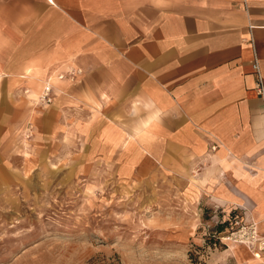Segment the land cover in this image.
<instances>
[{
  "label": "crops",
  "instance_id": "obj_1",
  "mask_svg": "<svg viewBox=\"0 0 264 264\" xmlns=\"http://www.w3.org/2000/svg\"><path fill=\"white\" fill-rule=\"evenodd\" d=\"M0 53L3 79L8 69L37 76L32 61L60 74L81 70L64 94L54 88V114L65 104L80 128H156L155 138L131 145L163 165L222 164L220 178L236 182L242 207L259 211L264 1L0 0ZM231 190L227 201L238 204Z\"/></svg>",
  "mask_w": 264,
  "mask_h": 264
},
{
  "label": "rangeland",
  "instance_id": "obj_2",
  "mask_svg": "<svg viewBox=\"0 0 264 264\" xmlns=\"http://www.w3.org/2000/svg\"><path fill=\"white\" fill-rule=\"evenodd\" d=\"M26 64L41 89L23 68L0 74V264H264V199L250 212L222 164L163 165L131 145L156 128H80L76 112L73 125L52 106L82 71Z\"/></svg>",
  "mask_w": 264,
  "mask_h": 264
},
{
  "label": "built area",
  "instance_id": "obj_3",
  "mask_svg": "<svg viewBox=\"0 0 264 264\" xmlns=\"http://www.w3.org/2000/svg\"><path fill=\"white\" fill-rule=\"evenodd\" d=\"M245 2H249V1H264V0H244ZM254 69L257 71V73L259 74V67H258V64L255 63L254 64ZM76 74V73H75ZM63 78V77H62ZM257 92L261 95L264 94V88H263V85H262V79L261 77L259 76V82L257 84ZM53 98H52V87L48 88L47 90H45L43 93H42V96H41V101L45 104H49L50 102H52ZM255 240V238H253ZM263 255L264 254V241L261 242V245H260V253H258L256 256L259 258L260 255Z\"/></svg>",
  "mask_w": 264,
  "mask_h": 264
},
{
  "label": "trees",
  "instance_id": "obj_4",
  "mask_svg": "<svg viewBox=\"0 0 264 264\" xmlns=\"http://www.w3.org/2000/svg\"><path fill=\"white\" fill-rule=\"evenodd\" d=\"M221 229V231H219V234H222L223 233V229L222 228H220ZM213 239V241H214V243H218L220 240H221V236L220 237H216V238H212Z\"/></svg>",
  "mask_w": 264,
  "mask_h": 264
},
{
  "label": "bare ground",
  "instance_id": "obj_5",
  "mask_svg": "<svg viewBox=\"0 0 264 264\" xmlns=\"http://www.w3.org/2000/svg\"><path fill=\"white\" fill-rule=\"evenodd\" d=\"M29 72V71H28ZM215 149V148H214ZM262 257L261 256H259V258L258 259H261Z\"/></svg>",
  "mask_w": 264,
  "mask_h": 264
}]
</instances>
